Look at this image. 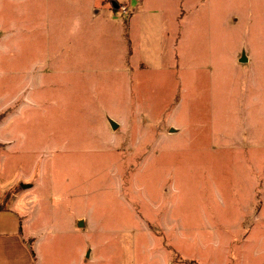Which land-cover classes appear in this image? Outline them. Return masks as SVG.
Instances as JSON below:
<instances>
[{
    "label": "rangeland",
    "instance_id": "obj_1",
    "mask_svg": "<svg viewBox=\"0 0 264 264\" xmlns=\"http://www.w3.org/2000/svg\"><path fill=\"white\" fill-rule=\"evenodd\" d=\"M111 1L0 0V232L39 264H264V0Z\"/></svg>",
    "mask_w": 264,
    "mask_h": 264
},
{
    "label": "crops",
    "instance_id": "obj_2",
    "mask_svg": "<svg viewBox=\"0 0 264 264\" xmlns=\"http://www.w3.org/2000/svg\"><path fill=\"white\" fill-rule=\"evenodd\" d=\"M93 11V19H95L100 15L101 10L100 8L94 6ZM137 12L138 11H134V13ZM131 21L129 22L128 27L129 34H131V38H129L130 44L132 43V40L135 36V27L131 23ZM149 26L150 22H146L145 27L149 28ZM0 145H4V143L0 142ZM19 192H21L19 188H15L12 193H9L5 197L3 204H0V215L4 216L7 214H11V206L14 204V197L19 194ZM3 219L4 218H2V220ZM11 222L13 230H11L10 232L6 230L0 232V264H39L35 251L30 248V245L36 244L38 242V239L23 234V221H21V226L18 228L16 226V220L14 221L13 219H11Z\"/></svg>",
    "mask_w": 264,
    "mask_h": 264
},
{
    "label": "water",
    "instance_id": "obj_3",
    "mask_svg": "<svg viewBox=\"0 0 264 264\" xmlns=\"http://www.w3.org/2000/svg\"><path fill=\"white\" fill-rule=\"evenodd\" d=\"M111 5H112V7H113L115 10H118V9L120 8V5H119L115 0H112V1H111ZM246 61H247V57H246V55H245V52H243V55H242V57H241V59H240V62H241V63H244V62H246ZM108 122L110 123L112 129H116V127H118V124H117L113 119H111L110 117H108ZM22 187H23L24 189H27V188L30 187V185H22ZM81 224H82V221H79V222H78V225H81Z\"/></svg>",
    "mask_w": 264,
    "mask_h": 264
},
{
    "label": "built area",
    "instance_id": "obj_4",
    "mask_svg": "<svg viewBox=\"0 0 264 264\" xmlns=\"http://www.w3.org/2000/svg\"><path fill=\"white\" fill-rule=\"evenodd\" d=\"M123 12L126 13V9L125 8H123Z\"/></svg>",
    "mask_w": 264,
    "mask_h": 264
}]
</instances>
